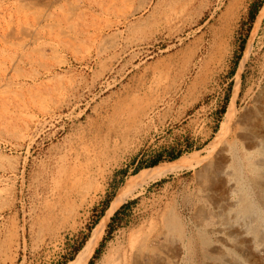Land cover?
<instances>
[{
    "label": "rangeland",
    "instance_id": "obj_1",
    "mask_svg": "<svg viewBox=\"0 0 264 264\" xmlns=\"http://www.w3.org/2000/svg\"><path fill=\"white\" fill-rule=\"evenodd\" d=\"M64 2L74 17L115 27L60 41L79 46V56L60 43L35 45L48 56L51 87L61 97L47 98L50 113L29 108L37 123L29 134L25 111L15 123L0 119V264L71 263L130 179L156 167L157 159L160 165L208 155L242 64L241 111L264 90V20L255 28L264 0ZM0 7L1 27L17 14L8 0ZM58 60L69 65L59 68ZM199 171L198 165L182 169L127 198L89 264H107L140 225L162 231V219L171 214L185 233L179 264H202L198 235L214 209L202 194Z\"/></svg>",
    "mask_w": 264,
    "mask_h": 264
},
{
    "label": "bare ground",
    "instance_id": "obj_2",
    "mask_svg": "<svg viewBox=\"0 0 264 264\" xmlns=\"http://www.w3.org/2000/svg\"><path fill=\"white\" fill-rule=\"evenodd\" d=\"M8 1L16 7L17 15L13 17L10 13V21H5V25L0 27L3 31L2 34L0 33V119L5 118V122L15 123L21 114L22 117L25 116L22 113L25 111L28 122H25V125L21 123L25 128L24 132L29 134L30 127L34 124L37 125L36 117L30 114L29 108L40 106L42 112L45 110L46 113H50L51 111L47 109L49 106H45L47 98H54L55 94L57 97H61L57 94L58 90L51 87L55 77L53 78L54 69L44 64L48 56L45 57L41 51L35 49V45L38 42L48 45V41H52L53 44L49 43V45L57 47L62 39L73 43L81 35L102 36L105 30H111L115 25L109 22L104 28L100 27L101 25L96 27L93 23L91 25L85 22L80 15L74 17L73 12L67 11L68 9L62 6V3L68 0ZM40 5H43V10L39 8ZM67 7L69 8V6ZM263 20L264 6L258 15L255 28H259ZM60 44L65 49L73 48L76 55H80L77 54L80 51L76 50L79 46ZM56 50H54L55 54H57ZM86 53L90 54L89 50ZM27 62L31 65L29 70L25 69ZM34 65L39 66L40 70ZM67 65H69L68 62L64 60L57 62L59 68ZM242 71L243 64L237 74L232 99L221 130L207 147L210 150L208 155L201 158L198 154H192L191 158L160 164L141 171L130 179L126 183V187L118 192L106 215L94 228L84 248L69 264L90 263L112 216L127 198L152 181L185 168H192L194 165L201 166L199 172L203 184L199 185L202 187V194L207 202L212 204V210L214 209L212 215L208 217L204 215L202 220L208 223V229L204 230V227L198 235L202 264H264V90L256 97L253 105L247 110L245 107V112H242L239 104ZM60 88L62 86H59ZM11 106L15 109L13 113ZM17 110H21V112L18 113ZM1 132L3 133V131ZM14 132L17 134V129ZM83 174L86 175V173ZM200 179L198 176V181ZM141 226L137 230L131 231L132 234L129 235L128 241L124 242L125 244L116 250L114 248L115 252L110 257L108 256L107 264H179L181 257L186 252L183 243L185 233L179 219L173 214L168 218L164 217L161 221L162 231L160 232L150 229L152 226L148 228L149 230Z\"/></svg>",
    "mask_w": 264,
    "mask_h": 264
},
{
    "label": "trees",
    "instance_id": "obj_3",
    "mask_svg": "<svg viewBox=\"0 0 264 264\" xmlns=\"http://www.w3.org/2000/svg\"><path fill=\"white\" fill-rule=\"evenodd\" d=\"M254 17H255V14H252V19H254ZM176 159H178V158H175L174 160H176ZM160 161H161V159H157V160H155V161L151 164V167L158 166L159 163H160ZM80 249H81V248H79L78 252L80 251ZM72 260H73V259H72Z\"/></svg>",
    "mask_w": 264,
    "mask_h": 264
}]
</instances>
